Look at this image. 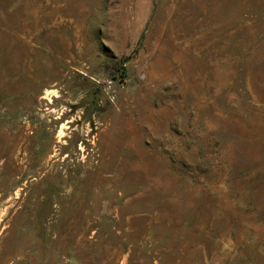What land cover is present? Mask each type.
I'll return each mask as SVG.
<instances>
[{
  "label": "rangeland",
  "instance_id": "rangeland-1",
  "mask_svg": "<svg viewBox=\"0 0 264 264\" xmlns=\"http://www.w3.org/2000/svg\"><path fill=\"white\" fill-rule=\"evenodd\" d=\"M0 264H264V0H0Z\"/></svg>",
  "mask_w": 264,
  "mask_h": 264
}]
</instances>
